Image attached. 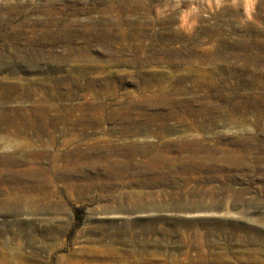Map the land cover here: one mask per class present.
<instances>
[{
  "label": "rangeland",
  "instance_id": "374dc122",
  "mask_svg": "<svg viewBox=\"0 0 264 264\" xmlns=\"http://www.w3.org/2000/svg\"><path fill=\"white\" fill-rule=\"evenodd\" d=\"M0 53V264H264V0H0Z\"/></svg>",
  "mask_w": 264,
  "mask_h": 264
},
{
  "label": "bare ground",
  "instance_id": "6f19581e",
  "mask_svg": "<svg viewBox=\"0 0 264 264\" xmlns=\"http://www.w3.org/2000/svg\"><path fill=\"white\" fill-rule=\"evenodd\" d=\"M21 1H24V0H21ZM2 56V54L0 53V57ZM1 59V58H0ZM54 61L57 63V65L55 66V69L56 70H64V67H65V70L68 72L67 74H61V75H55V76H48L46 77L47 79L49 80H53V81H56V82H75V83H80V82H89V83H92V82H98V80L102 81H111V77L112 75H105L103 78L102 77H98V76H94L92 77V75H90V70H96V65H91V66H87V64H80L79 62L81 61H90V56L88 55H80V56H77L75 58H66L65 61H74L76 62L77 64L75 65H72L70 68H67V66H65L66 64L64 63V60L58 56H56L54 58ZM255 63H260V61H255ZM4 69H12V70H15L14 65H10L9 63H4V62H1L0 61V68H3ZM38 68V66H32L31 68ZM36 70V69H35ZM59 71V72H60ZM143 80L145 81H153V79L157 78L156 75H143L142 76ZM0 79H4V80H8L7 78L5 77H0ZM32 169L30 168L29 172L31 171ZM11 175H13L14 177L17 176V177H21L23 176L24 174H26L25 171H22L20 169H16L14 170V172H11L10 173ZM4 176V159H1L0 158V182H1V177ZM4 179V177H3ZM18 189H21L23 187H21V184H18ZM4 191V186L3 187H0V204H3L4 201L3 199H1V197L4 195L3 193ZM20 191V190H19ZM8 204H11L10 202Z\"/></svg>",
  "mask_w": 264,
  "mask_h": 264
}]
</instances>
